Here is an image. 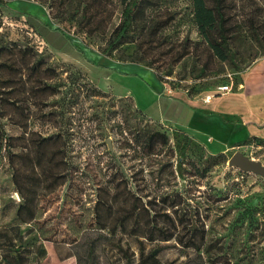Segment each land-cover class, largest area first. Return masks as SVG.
Returning a JSON list of instances; mask_svg holds the SVG:
<instances>
[{"label":"rangeland","instance_id":"374dc122","mask_svg":"<svg viewBox=\"0 0 264 264\" xmlns=\"http://www.w3.org/2000/svg\"><path fill=\"white\" fill-rule=\"evenodd\" d=\"M221 3L230 29L240 34L233 48L246 60L236 71L201 40L191 0L163 4L153 14L165 23L161 35L137 33L110 56L102 49L120 20V0H9L0 7V43L14 47L0 61L15 52L16 65L0 66V126L16 145L10 160L0 151V228L19 222L16 175L32 200V224L52 234L43 242L48 257L29 264H76L85 243L94 246L95 264H201L194 254L203 255L206 238L217 245L214 264H264V176L228 163L240 151L264 166V138L233 140L235 130L197 111L189 127L152 117L165 108L164 85L177 97L169 100L174 111L185 105L178 98L205 103L230 81L236 93L245 76L261 70L264 49L249 39L246 24L253 19L264 31V0ZM19 47L43 62L32 69V55ZM200 65L208 76L190 78ZM168 69L172 76L160 80ZM150 92L157 109H145ZM250 92L247 107L264 108V95ZM138 133L148 148L135 140ZM120 221L124 227L115 230ZM219 251L228 258H218Z\"/></svg>","mask_w":264,"mask_h":264},{"label":"trees","instance_id":"16d2710c","mask_svg":"<svg viewBox=\"0 0 264 264\" xmlns=\"http://www.w3.org/2000/svg\"><path fill=\"white\" fill-rule=\"evenodd\" d=\"M7 1L9 0H0V7L4 6ZM171 1L173 0H120L122 4L120 20L111 30L105 42V46L102 49V53L106 56H110L123 44L134 41V36L137 33L140 34L141 32H145L146 34H153L157 36L161 35V29L165 27V23H159L161 21H158L153 14L159 10L163 4H167ZM221 2L222 0H216V3L210 6L205 0H191V18L197 27L201 40L208 46L216 59L220 63H228L231 67V70L236 71L241 68L242 64H244L246 60L244 55L239 53L236 47L233 48L234 41L240 38V34L230 29V25L227 23ZM246 31L248 32L249 39L259 46V48L264 49V31L260 29L259 24L253 19L248 21L246 24ZM63 36L69 40V38L64 33ZM242 40L243 38L241 41ZM13 48V43H0V53L3 50L12 51ZM18 51L21 52L23 56L27 54L32 55L33 60L30 64L32 69H36L37 65L43 62L42 59H35L36 57L40 58L37 53H28L29 50L27 47H19ZM13 53L15 52H11L5 61H0L1 67L9 71L15 70L16 65L13 58ZM136 60L139 62H144L143 57H138ZM85 61L88 62L89 60H86L85 57ZM88 64L92 63L89 61ZM94 67L96 68V66ZM46 69L56 72V69L53 67H46ZM205 72L206 66L200 65L198 72L194 75V77H189L194 80L199 79L201 81L203 78L208 76V74ZM220 72L222 71H215V73L212 74H220ZM165 76H172L170 69H168L164 74H161L160 80H163ZM5 80L8 84L9 80H11V76L5 77ZM238 84H240V82ZM10 90L11 89H8L7 91ZM213 93L215 95L220 94L219 91H214ZM6 101L7 103L12 102L10 98H7ZM1 116L4 117V115ZM14 139V137L8 136V134L0 126V151L3 150L4 155H6L9 160L12 155H16L12 152V148L16 146ZM135 140L142 147H145V143L147 148L150 146L148 144L149 139H147V137L143 138V135L140 133L135 135ZM11 163H13V161H11ZM13 182L15 183L17 192L23 199V202H21L16 209V215L19 219L18 224L0 228V263H38L40 260L46 259L48 257V253L43 242L45 240H51L52 234L48 232L46 227L40 226L38 224H32V221L35 220L36 216L32 207L30 195L19 188L16 175L13 179ZM22 212L27 213V216L23 217ZM22 224H31V227L23 230L20 227ZM121 227H124V223L122 221L113 225V228L115 230L118 229V231L122 230ZM98 228L102 230L107 229L108 232L113 233V230L106 225L100 224ZM75 244H78V242H75ZM216 246L217 245L215 241H213L211 238H206L202 247L203 255L195 253L194 258L198 260L200 259L199 261L201 264H214L216 261L213 260V250H215ZM84 247L85 249L83 253H75L77 260L76 264H95L93 244L85 243ZM85 252L86 255L83 256ZM221 252L222 251L216 253L218 258H220L222 254L228 258L227 253ZM152 255H158L157 248L154 249ZM189 258L190 256L187 257V259ZM227 262H229V259H227ZM149 264H156V262ZM183 264H188V262Z\"/></svg>","mask_w":264,"mask_h":264},{"label":"crops","instance_id":"0c3cea01","mask_svg":"<svg viewBox=\"0 0 264 264\" xmlns=\"http://www.w3.org/2000/svg\"><path fill=\"white\" fill-rule=\"evenodd\" d=\"M258 63H260L259 67L261 70L255 68L253 73L245 76L243 82L239 84L240 88L238 92L228 93L223 95V98L215 97L212 101H204L205 103L198 104L186 102L184 97L178 98L183 100L182 102H184L185 105L182 104L183 106L181 109L175 107L176 109L174 111L169 110V103L171 100L174 101L177 97L163 93L164 95L160 96L159 99L164 97L165 99L167 98V101H170L168 103L167 101L165 102V108L160 105L158 112H154V116L152 117L160 121H169L177 126L189 127L188 123H190L192 116L196 115L195 111H197L201 117H204L202 114H205V117H209L214 123H217L219 128H232V130H235V137L233 140L240 138V134H242V136L245 134L264 138V108L260 107L257 109L255 107H247L249 104L248 92H250L251 89L257 92L258 97L264 95V60H260ZM158 84L160 85L158 91L161 92V83ZM156 91L157 89L154 92ZM150 96L152 100L145 105V109L150 110V106H155V109H157V107H159V99L154 97V94L151 92ZM150 113L152 112H149V115ZM179 122L181 124H179ZM190 128L197 133V128Z\"/></svg>","mask_w":264,"mask_h":264},{"label":"water","instance_id":"95a60500","mask_svg":"<svg viewBox=\"0 0 264 264\" xmlns=\"http://www.w3.org/2000/svg\"><path fill=\"white\" fill-rule=\"evenodd\" d=\"M106 142L109 145V149H111L110 142L107 139ZM229 165L236 166L244 171H252L254 173H258L264 176V166H262L259 162L254 161L247 156L243 155L240 151L234 152L228 160Z\"/></svg>","mask_w":264,"mask_h":264},{"label":"built area","instance_id":"2783aa9c","mask_svg":"<svg viewBox=\"0 0 264 264\" xmlns=\"http://www.w3.org/2000/svg\"><path fill=\"white\" fill-rule=\"evenodd\" d=\"M166 78L168 79L169 76H166ZM164 90H165V92H164L165 94H167V95H171L172 94V89L170 87L166 86V85H164ZM232 90H233V81H230L229 83L220 85L218 87V91L222 95L228 94ZM215 96L216 95L214 93L208 94V95L205 96L204 101L208 102V101H210V99L212 97H215Z\"/></svg>","mask_w":264,"mask_h":264}]
</instances>
